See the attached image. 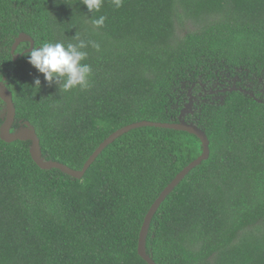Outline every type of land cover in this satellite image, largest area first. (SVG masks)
Masks as SVG:
<instances>
[{
    "label": "trees",
    "instance_id": "trees-1",
    "mask_svg": "<svg viewBox=\"0 0 264 264\" xmlns=\"http://www.w3.org/2000/svg\"><path fill=\"white\" fill-rule=\"evenodd\" d=\"M187 24L197 31L182 36ZM22 33L37 47L77 37L99 44L86 49L89 87L49 85L23 54L31 44L15 61ZM0 82L45 160L75 170L128 125L179 123L200 94L192 124L207 134L210 158L163 202L147 252L157 264H264V0H123L120 8L104 0L99 12L83 0H0ZM210 89L227 92L204 97ZM31 145L0 138V264H148L138 254L145 218L203 152L192 134L144 127L78 180L41 170Z\"/></svg>",
    "mask_w": 264,
    "mask_h": 264
},
{
    "label": "water",
    "instance_id": "water-1",
    "mask_svg": "<svg viewBox=\"0 0 264 264\" xmlns=\"http://www.w3.org/2000/svg\"><path fill=\"white\" fill-rule=\"evenodd\" d=\"M23 43H30V48L35 47V42L33 38L25 33L20 34V36L15 40V43L12 47V54L14 55V60L17 61L22 55L15 54L16 50ZM29 48V51H30ZM233 89H231L232 91ZM227 92V90L222 91ZM0 99L5 103V115L2 116L4 119L2 127L0 129V138L2 141L6 143H14L17 141L22 142H31V156L35 164L41 169L45 171L57 169L65 174L71 176L74 179H82L89 168L95 163L98 157L103 153L105 149H107L110 145H112L117 139L122 137L123 135L144 127H154L161 129H171L182 132H187L196 136L203 145V152L199 158L191 162L187 167H185L176 178L168 185V187L161 193L159 198L155 201V203L150 208L144 224L142 226L139 243H138V254L139 256L148 264H157L151 255L147 252V237L150 231L151 223L156 213L160 209L163 202L167 199V197L176 189V187L192 172L194 169L202 165L205 161H208L211 155L210 151V140L207 134L199 128L197 125L188 123L182 120V117L185 115V112H182L179 123H160V122H152V121H141L131 125H128L117 132L113 133L110 137H108L99 147L98 149L91 155L88 161L85 163L82 170H75L71 167L59 163L56 161H46L43 157L41 141L37 135L36 129L32 126L30 122H26L25 126L12 132L13 126L16 121V106L13 99V94L7 88L5 83L0 82Z\"/></svg>",
    "mask_w": 264,
    "mask_h": 264
},
{
    "label": "clouds",
    "instance_id": "clouds-1",
    "mask_svg": "<svg viewBox=\"0 0 264 264\" xmlns=\"http://www.w3.org/2000/svg\"><path fill=\"white\" fill-rule=\"evenodd\" d=\"M104 0H83V5L89 12H99L103 7ZM116 8L123 5V0H112ZM106 17L101 15L92 21L96 28L103 27ZM78 42L67 44L63 42H44L41 46L31 47L24 51L26 59L40 74L45 81L52 85L55 83L59 91L70 92L74 89H87L89 87V77L92 74L91 65L85 63L88 59L86 49L91 46L97 51L100 50L99 44L85 42L76 38ZM34 87H41L39 78L35 79ZM4 109L0 108V115Z\"/></svg>",
    "mask_w": 264,
    "mask_h": 264
},
{
    "label": "flooded vegetation",
    "instance_id": "flooded-vegetation-1",
    "mask_svg": "<svg viewBox=\"0 0 264 264\" xmlns=\"http://www.w3.org/2000/svg\"><path fill=\"white\" fill-rule=\"evenodd\" d=\"M28 44H30V43H28ZM20 47V46H19ZM18 50V49H17ZM17 50H16V52H15V54H17ZM236 81V80H235ZM217 86H214L213 88H216ZM211 89H212V87H211ZM209 90V92H205V94L203 95L204 97H206L207 95H209V96H211L213 99H219V98H221V94H223V92L222 91H224V90H220V92L219 91H217L216 89H214V90ZM264 91V90H263ZM191 92V91H190ZM219 92V93H218ZM190 94L191 93H189V96H190ZM190 98V104H188L187 105V107H186V111H185V116H183L182 117V120L185 118V121L186 122H193L192 121V116H194L195 115V112H196V108H198V106H199V104H200V101H204L205 99H201V95L199 94V95H197V96H191V97H189ZM4 113V112H3ZM0 117L2 118V115H0ZM17 120L15 121V124H14V126H13V129H12V132H14L15 131V129H16V127H19V129L20 128H22V127H24L25 126V123H19L20 125H18L17 123ZM16 124L18 125V126H16Z\"/></svg>",
    "mask_w": 264,
    "mask_h": 264
},
{
    "label": "rangeland",
    "instance_id": "rangeland-1",
    "mask_svg": "<svg viewBox=\"0 0 264 264\" xmlns=\"http://www.w3.org/2000/svg\"><path fill=\"white\" fill-rule=\"evenodd\" d=\"M197 28L198 27L194 26V24H187L186 27L184 29H182L183 31L181 32V35L184 36L188 32H190V33L195 32V31H197ZM217 91L220 92V89H217ZM4 115H5V112L2 114V116H4Z\"/></svg>",
    "mask_w": 264,
    "mask_h": 264
}]
</instances>
